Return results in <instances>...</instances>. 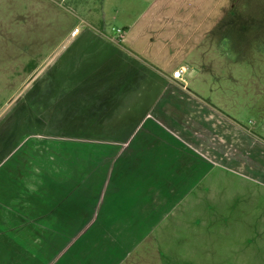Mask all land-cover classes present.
<instances>
[{
    "label": "crops",
    "instance_id": "0c3cea01",
    "mask_svg": "<svg viewBox=\"0 0 264 264\" xmlns=\"http://www.w3.org/2000/svg\"><path fill=\"white\" fill-rule=\"evenodd\" d=\"M119 1L121 34L70 0L76 23L0 120V264H120L149 238L161 264H264V160L241 140L264 145L185 78L208 0Z\"/></svg>",
    "mask_w": 264,
    "mask_h": 264
},
{
    "label": "rangeland",
    "instance_id": "374dc122",
    "mask_svg": "<svg viewBox=\"0 0 264 264\" xmlns=\"http://www.w3.org/2000/svg\"><path fill=\"white\" fill-rule=\"evenodd\" d=\"M127 1L117 4H127L131 15L149 10L147 0ZM207 2V9L201 10L204 23L195 31L206 32L207 38L198 43L196 53L192 50L196 67L188 68L185 78L221 110L227 125L249 129L264 145V0ZM103 4L110 13L108 0H94L100 14ZM122 20L124 16L110 13L106 29L114 33L112 28ZM76 21L70 0H0V120L35 79L40 69L35 66L47 59ZM224 131L231 140L232 128L225 125ZM241 143L248 160L254 153L255 159L264 160L263 146ZM222 260L208 259L207 264ZM120 264L161 261L149 238Z\"/></svg>",
    "mask_w": 264,
    "mask_h": 264
},
{
    "label": "built area",
    "instance_id": "2783aa9c",
    "mask_svg": "<svg viewBox=\"0 0 264 264\" xmlns=\"http://www.w3.org/2000/svg\"><path fill=\"white\" fill-rule=\"evenodd\" d=\"M77 31H78V27H75L72 32H77ZM115 31L118 34L122 33V29L120 28H116ZM184 73H185L184 68H177L172 72V77L184 81Z\"/></svg>",
    "mask_w": 264,
    "mask_h": 264
}]
</instances>
